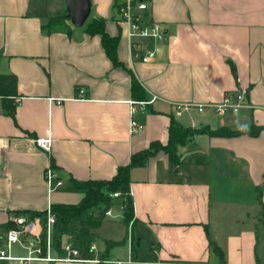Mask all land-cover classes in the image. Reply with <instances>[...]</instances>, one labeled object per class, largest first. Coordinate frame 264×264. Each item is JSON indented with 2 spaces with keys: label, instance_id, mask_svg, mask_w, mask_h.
Segmentation results:
<instances>
[{
  "label": "crops",
  "instance_id": "0c3cea01",
  "mask_svg": "<svg viewBox=\"0 0 264 264\" xmlns=\"http://www.w3.org/2000/svg\"><path fill=\"white\" fill-rule=\"evenodd\" d=\"M89 17L102 18L117 36L113 66L99 35L80 28L44 32L48 17L65 9L50 0H0V73L16 76L15 119L0 110V223L21 210H46L51 203H78L74 180L112 178L133 153L151 142L165 144L171 119L179 126L225 127L257 134H193L179 154L199 151L207 163L172 165L160 150L144 166L130 169L133 222L118 246H146L149 263L264 264V0H146L144 15L158 22L160 41L141 39L147 62L133 60L125 25L118 22L122 0H90ZM56 7V8H54ZM151 100L133 115L144 125L129 131L131 78ZM246 90L247 106L219 115L196 106ZM78 89L84 98L75 99ZM60 100V102H58ZM142 100V101H145ZM49 136V151L34 138ZM53 163L61 185L53 189L45 170ZM52 187V186H51ZM37 222L26 234L38 235ZM5 233H0V247ZM215 242L222 255L214 254ZM97 246L110 259L112 249ZM12 252L22 253L18 246ZM0 264H15L0 260ZM31 264H89L34 261Z\"/></svg>",
  "mask_w": 264,
  "mask_h": 264
},
{
  "label": "trees",
  "instance_id": "16d2710c",
  "mask_svg": "<svg viewBox=\"0 0 264 264\" xmlns=\"http://www.w3.org/2000/svg\"><path fill=\"white\" fill-rule=\"evenodd\" d=\"M50 16L41 25L46 33L61 31L70 33L75 28L69 23V19L64 9V14ZM68 21V22H67ZM82 30L89 35H99L104 52L113 66H122L118 61L116 47L118 43L117 36H110L105 30L104 19L88 18L82 26ZM131 92L138 101L146 99L144 91L135 77L131 78ZM19 96L16 91V76L12 73H0V110L3 115L15 119V110L18 105ZM168 127V140L165 144L158 141L151 142L149 146L141 152L131 154L129 162L118 167L115 175L106 180L88 179L74 180V187L83 192V197L78 203H51L50 210L54 214L55 220L52 225V243L55 249L60 253L61 245L64 241L71 243L72 247L79 251L82 257H89L91 254L88 249L94 243L96 237L93 236V230L97 228L106 217V211L115 204L122 206V217L126 224L133 222L132 196L130 194V169L132 167L144 166L147 159L157 151H164L170 164L179 163L201 165L207 163V157L199 151H192L186 154H179L178 147L185 145L187 140L195 133H208L220 136H232L240 133H249L255 135L261 127L254 126L247 131H233L225 127H219L211 130L208 128L190 129L179 126L173 119ZM50 166L54 169L53 163ZM118 193L113 197V193ZM13 216H24L27 224L37 222L40 227L39 237L44 241L46 235V210H21L14 213ZM16 228L13 219L0 223V233H6L7 230ZM24 238L30 237L25 234ZM123 241L106 240V251L121 245ZM210 250L221 256V248L213 241L209 242ZM103 259H110L104 254H100ZM136 259V258H135ZM138 260V259H137Z\"/></svg>",
  "mask_w": 264,
  "mask_h": 264
},
{
  "label": "built area",
  "instance_id": "2783aa9c",
  "mask_svg": "<svg viewBox=\"0 0 264 264\" xmlns=\"http://www.w3.org/2000/svg\"><path fill=\"white\" fill-rule=\"evenodd\" d=\"M146 0H122L118 4V22L125 25V33L129 41V48L131 58L133 60L139 59L142 62H147L153 56L150 52L146 55H142L138 49L139 41L141 39L151 38L156 41H160L164 35L163 29L158 22L150 21L145 15L144 11L147 9ZM83 89H78L75 99L84 98ZM220 101L215 103H209L205 105L196 106L198 112L211 109L214 113L224 115L227 112L237 113L242 108L247 106L246 103V90L240 87L235 88L233 91L224 93ZM154 98V97H153ZM153 98L151 100H153ZM151 100L145 101H133L129 100L130 105V119H129V131L132 133L141 132L144 129V125L133 117L136 112L137 105H144ZM60 102V100H58ZM34 142L37 147L43 151H49L51 146V138L49 136L36 137ZM45 180L50 188L60 186L61 180H59L53 168L49 165L44 173ZM52 186V187H51ZM113 197H117L119 194L113 193ZM109 208L106 211V216L111 213ZM46 235L44 241L40 240L38 235H32L28 238L23 236L26 234L27 221L24 216H14L12 219L16 228H12L6 231L0 247V260L13 261L15 264H31L34 261L45 262H80L89 264H152L137 259H103L98 253V249L95 243L89 246V253L91 256L82 257L79 255V251L72 247L71 243L64 241L61 245V252L59 253L52 243V225L55 220L54 214L50 210V206L46 209ZM18 246L22 253L16 255L12 252L14 246ZM153 264H175L174 262H156ZM187 264H203L202 262H192Z\"/></svg>",
  "mask_w": 264,
  "mask_h": 264
},
{
  "label": "rangeland",
  "instance_id": "374dc122",
  "mask_svg": "<svg viewBox=\"0 0 264 264\" xmlns=\"http://www.w3.org/2000/svg\"><path fill=\"white\" fill-rule=\"evenodd\" d=\"M47 1V0H44ZM53 6L62 5L63 0H50ZM56 8V7H54ZM64 14L63 11L59 12L58 16ZM54 14L53 16H55ZM68 22V21H67ZM120 209L115 208L113 210V216H106L102 223L93 230V236L96 237L94 242H96L99 247L105 245L106 240H119L122 239L124 235L129 233L127 225L123 222V220L119 217ZM112 257L114 258H126L130 257L135 259L137 257L140 260H150L149 253L146 246H137L136 242L133 243V247L126 246H117L112 249Z\"/></svg>",
  "mask_w": 264,
  "mask_h": 264
},
{
  "label": "water",
  "instance_id": "95a60500",
  "mask_svg": "<svg viewBox=\"0 0 264 264\" xmlns=\"http://www.w3.org/2000/svg\"><path fill=\"white\" fill-rule=\"evenodd\" d=\"M66 15L69 23L75 27H82L87 21L91 11L90 0H64Z\"/></svg>",
  "mask_w": 264,
  "mask_h": 264
}]
</instances>
